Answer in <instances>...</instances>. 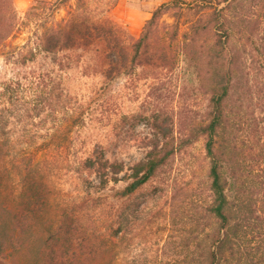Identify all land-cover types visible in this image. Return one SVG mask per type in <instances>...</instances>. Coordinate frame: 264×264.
<instances>
[{
  "label": "trees",
  "instance_id": "1",
  "mask_svg": "<svg viewBox=\"0 0 264 264\" xmlns=\"http://www.w3.org/2000/svg\"><path fill=\"white\" fill-rule=\"evenodd\" d=\"M87 1L34 0L26 14L28 26L34 17L43 21L34 22L22 45L7 47L6 41L19 30L20 23L12 0H0V56L6 65L21 71L0 85V135H18V150L12 151L14 147L10 143L6 148L9 158L13 154V167L18 166L17 172L22 174L18 204L14 210L9 205L11 217L7 226L0 223V264L33 260L40 264H84L86 256L92 255L85 250L87 233L76 219L75 210L70 214L56 209L52 214L46 210L49 172L63 160L60 150L64 135L84 127L83 109L71 111L70 117L76 121L55 126V134H45L41 142H36L46 121L34 119L50 106V100L56 98L59 102L64 95L60 83L47 78L61 71L64 65L55 57L65 54L71 62L67 67L79 68L83 62L84 70L99 76L105 86L120 77L133 78L139 71L172 73L180 62L196 71L208 72L206 117L186 135H175L172 124L156 118L151 123L153 133L142 160L125 166L114 156L92 150L73 163L76 173H93L102 189L123 180L117 190L112 188L115 192L105 208L113 213L115 200L125 202L132 198L172 158L201 142L208 160L211 198L206 211L214 222L202 264H264V259L248 250L242 241L241 234L258 220V210L245 199L244 189L236 185L237 149L227 139L232 127L227 101L235 65L231 41L236 35L241 42L245 28L258 25L251 20L249 12L258 6L262 19L264 0H170L156 7L138 37L128 41L121 26L109 16L89 9ZM62 10L65 16L57 20L56 15ZM74 55L83 57V61L70 59ZM49 59L52 60L48 62ZM52 148L59 149V153L48 155ZM228 155L233 158L228 159ZM45 158L51 162L42 164ZM231 186L235 194L232 199L228 195ZM2 210L7 212L4 207Z\"/></svg>",
  "mask_w": 264,
  "mask_h": 264
},
{
  "label": "rangeland",
  "instance_id": "2",
  "mask_svg": "<svg viewBox=\"0 0 264 264\" xmlns=\"http://www.w3.org/2000/svg\"><path fill=\"white\" fill-rule=\"evenodd\" d=\"M33 1L12 0L20 28L6 41L7 47L22 45L34 22L43 21L41 17H34L32 25L28 26L26 14ZM122 2L88 0L86 4L89 9L109 16L121 26L126 41L135 40L142 26L128 25L126 15L118 12L122 9ZM125 2L142 7L143 0ZM260 13L258 6L252 8L249 15L258 25H248L241 42L236 35L231 41L235 65L227 101L232 125L227 139L237 149L239 162L235 166L239 173L236 185L244 189L245 199L258 210V220L241 234L242 241L248 250L264 259V17L259 19ZM64 16L62 10L56 19ZM68 57V54L56 56V61H62L64 67L47 78L55 79L65 91H62L64 95L59 102L56 98L50 100V106L34 119L35 122L46 121L41 135L36 136V142H41L45 134H55V126L76 121L70 117L73 109H83L85 124L78 131L64 135L60 150L63 160L49 172L46 189L49 206L46 210L52 214L55 209L66 214L75 210L76 219L87 233L84 244L88 247L85 250L92 253L86 256L84 264H202L214 222L206 211L211 198L208 160L204 157L201 142L172 158L132 198L125 202L115 200L113 213L105 208L110 203V195L123 185V180L116 186L111 183L102 189L90 171L76 173L73 162L92 150L114 156L125 166L142 160L145 145L153 133L151 123L156 118L172 124L175 135H186L206 117L208 72L196 71L180 62L172 73L158 75L139 71L133 78L120 77L105 86L99 76H92L84 70L83 57L71 56L70 59L82 62L79 68L72 69L66 66L71 63ZM19 73L21 71L6 65L0 56V85ZM80 105L81 109L78 108ZM17 137L0 135V223L6 226L11 217L9 205L15 209L22 186V174H18V166L13 167V154L9 158L6 148L10 143L14 147L12 151L18 150ZM55 153H59V149L52 148L48 155ZM41 162L51 160L45 158ZM123 176L124 172L120 178ZM228 195L231 199L234 197V187L231 186ZM3 207L7 212L2 210ZM24 264L40 262L33 260Z\"/></svg>",
  "mask_w": 264,
  "mask_h": 264
},
{
  "label": "crops",
  "instance_id": "3",
  "mask_svg": "<svg viewBox=\"0 0 264 264\" xmlns=\"http://www.w3.org/2000/svg\"><path fill=\"white\" fill-rule=\"evenodd\" d=\"M121 3L122 15H126V22L130 27L137 28L138 26H143L144 22L148 20L151 16V12L158 7L159 5L166 3L170 0H143L142 7L133 4L131 2H125L126 0Z\"/></svg>",
  "mask_w": 264,
  "mask_h": 264
}]
</instances>
